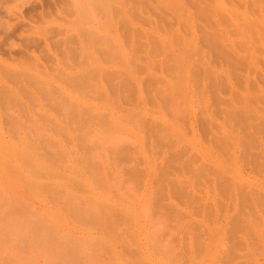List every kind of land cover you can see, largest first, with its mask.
Here are the masks:
<instances>
[{
    "label": "rangeland",
    "instance_id": "374dc122",
    "mask_svg": "<svg viewBox=\"0 0 264 264\" xmlns=\"http://www.w3.org/2000/svg\"><path fill=\"white\" fill-rule=\"evenodd\" d=\"M0 264H264V0H0Z\"/></svg>",
    "mask_w": 264,
    "mask_h": 264
}]
</instances>
